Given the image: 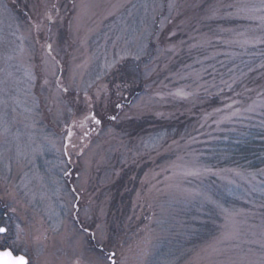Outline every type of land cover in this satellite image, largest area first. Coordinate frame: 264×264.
<instances>
[{"label": "rangeland", "instance_id": "rangeland-1", "mask_svg": "<svg viewBox=\"0 0 264 264\" xmlns=\"http://www.w3.org/2000/svg\"><path fill=\"white\" fill-rule=\"evenodd\" d=\"M263 44L264 0H0V219L21 225L14 252L264 264V167L201 161L223 125L264 112L263 74L234 77ZM179 120L178 136L155 124ZM205 223L213 234L193 243Z\"/></svg>", "mask_w": 264, "mask_h": 264}, {"label": "trees", "instance_id": "trees-1", "mask_svg": "<svg viewBox=\"0 0 264 264\" xmlns=\"http://www.w3.org/2000/svg\"><path fill=\"white\" fill-rule=\"evenodd\" d=\"M149 46H154L151 39L148 40ZM252 53L247 59L243 57L238 63L239 66L235 70L234 77L240 79L243 77H251L254 74L264 76V44L250 49ZM150 56L141 60L142 63L149 61ZM127 68L130 65L125 66ZM134 68V67H132ZM137 69V68H136ZM232 74L225 76V79ZM255 75V76H256ZM138 77L141 80V75ZM235 79V80H236ZM244 83V82H243ZM240 85L242 83H239ZM236 87H240L236 85ZM233 90L229 89L224 94L225 97H234ZM145 119H141L142 126L145 128L147 125H151L152 122H144ZM185 120L174 121L170 125L155 123L161 130L170 132L175 130L176 135H180L186 126ZM128 126H125L127 132ZM224 128V129H223ZM222 132H219L214 139L206 142V147L201 151V161L214 167H238L247 170H257L264 167V112L248 118L246 120H240L237 124L223 125ZM133 134V133H132ZM135 135V134H133ZM205 143V142H204ZM209 223H205L199 230L194 233L192 237L193 243L199 239L206 240L213 234Z\"/></svg>", "mask_w": 264, "mask_h": 264}, {"label": "snow or ice", "instance_id": "snow-or-ice-1", "mask_svg": "<svg viewBox=\"0 0 264 264\" xmlns=\"http://www.w3.org/2000/svg\"><path fill=\"white\" fill-rule=\"evenodd\" d=\"M51 19V17H48ZM47 48L49 50V55L52 54V46L51 44L47 45ZM67 91V89H65ZM116 108H123L124 106L122 104H115ZM92 120L95 121L96 124H100L101 121L96 118V115L93 114L90 117ZM113 120L116 119L115 116L112 117ZM21 229V225L19 223L16 224H10L8 222V219H0V258L3 259L4 264H25L24 257L21 256L17 259L13 258V252L18 251L19 248L17 247V240L19 236V230ZM84 231H87V228L84 229ZM101 256L104 260L109 261V264H116L113 257L115 256V253H109L107 256H104V249L100 250Z\"/></svg>", "mask_w": 264, "mask_h": 264}, {"label": "flooded vegetation", "instance_id": "flooded-vegetation-1", "mask_svg": "<svg viewBox=\"0 0 264 264\" xmlns=\"http://www.w3.org/2000/svg\"><path fill=\"white\" fill-rule=\"evenodd\" d=\"M13 256L17 257V256H23L26 259V264L28 263V258L27 255H22V254H16L15 252H13Z\"/></svg>", "mask_w": 264, "mask_h": 264}, {"label": "water", "instance_id": "water-1", "mask_svg": "<svg viewBox=\"0 0 264 264\" xmlns=\"http://www.w3.org/2000/svg\"><path fill=\"white\" fill-rule=\"evenodd\" d=\"M19 257H21V256H17V257L13 256L14 259H17ZM24 260H25V264H26V259L24 258ZM0 264H4V261L2 258H0Z\"/></svg>", "mask_w": 264, "mask_h": 264}]
</instances>
